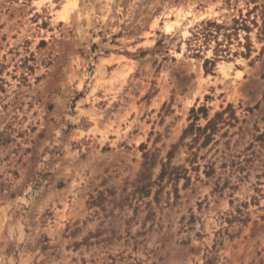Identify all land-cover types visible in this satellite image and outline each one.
Segmentation results:
<instances>
[{"label":"rangeland","instance_id":"rangeland-1","mask_svg":"<svg viewBox=\"0 0 264 264\" xmlns=\"http://www.w3.org/2000/svg\"><path fill=\"white\" fill-rule=\"evenodd\" d=\"M0 264H264V0H0Z\"/></svg>","mask_w":264,"mask_h":264},{"label":"trees","instance_id":"trees-1","mask_svg":"<svg viewBox=\"0 0 264 264\" xmlns=\"http://www.w3.org/2000/svg\"><path fill=\"white\" fill-rule=\"evenodd\" d=\"M208 26L215 25V23L208 22ZM249 29V28H247ZM213 61L206 60L205 65L207 66L209 63H212ZM231 112V116L228 118L229 120H237V117L235 116V110L233 109V106H229L227 110H225L222 113H218L214 119L210 120L208 124L205 127L198 126L196 124H192L189 126L188 129L185 130L183 133V136L181 137L180 143L177 145H174L172 147V150L168 154V161L162 163L161 173L158 177L159 181H162L164 179H168L171 181H179L181 178H184L189 182L191 179L189 176H187V170L182 169L180 167H174L171 166V160L174 157V154L177 149H179L181 146H183L185 140L188 137H192V141L189 145V148L193 151L194 145L198 144L200 141V148L208 146L211 141L213 140L214 135L218 131V125L220 122L226 123V120L224 118V114L227 112ZM198 153L197 152H191L192 161L191 163H194L195 160L198 159ZM145 162L143 164V172L141 173V178L149 176V172L151 168L155 166V161H153V158L150 159V154H145L144 156ZM205 168L207 171L205 172L207 176H211L214 172V169L212 166L206 165ZM150 183L149 185H151ZM149 193V192H148Z\"/></svg>","mask_w":264,"mask_h":264}]
</instances>
